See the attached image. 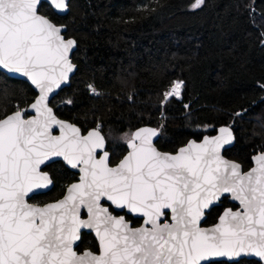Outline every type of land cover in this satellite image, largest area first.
I'll list each match as a JSON object with an SVG mask.
<instances>
[{"label":"snow or ice","instance_id":"snow-or-ice-1","mask_svg":"<svg viewBox=\"0 0 264 264\" xmlns=\"http://www.w3.org/2000/svg\"><path fill=\"white\" fill-rule=\"evenodd\" d=\"M40 4L0 0V69L27 77L40 92L31 105L35 117L24 119L17 110L0 120V264H239L242 256L264 264V154L245 176L219 155L231 137L227 128L175 155L158 152L151 140L156 131L145 128L127 140L131 151L117 166H109L106 151L98 159L97 149L105 147L100 132L81 136L48 107V94L73 70L68 53L75 41L39 14ZM51 4L67 9L66 0ZM180 89L174 82L165 99L179 97ZM54 157L79 168L80 182L58 203L33 206L26 197L52 183L41 166ZM228 192L240 210H226L217 225L201 228L204 209ZM82 208L87 220L80 218ZM125 209L143 217V226L131 228L113 214ZM165 210L170 223L162 220ZM82 228L95 230L99 255L73 250Z\"/></svg>","mask_w":264,"mask_h":264},{"label":"trees","instance_id":"trees-1","mask_svg":"<svg viewBox=\"0 0 264 264\" xmlns=\"http://www.w3.org/2000/svg\"><path fill=\"white\" fill-rule=\"evenodd\" d=\"M194 2L70 0L65 16L45 3L39 6V14L65 25V38L76 42L75 74L50 106L82 133L98 129L110 165L122 158L131 133L142 126L158 131V150L174 153L188 140H199L200 127H209L205 134L211 135L226 125L235 144L223 155L243 170L264 145V0H203L198 8ZM174 80L184 82L182 100L163 104ZM35 96L27 83L0 72V119L17 110L26 113ZM44 170L53 186L30 203L56 201L76 180L61 162ZM227 207L236 208L224 198L204 225L215 223ZM82 249L97 251L91 235H82Z\"/></svg>","mask_w":264,"mask_h":264},{"label":"water","instance_id":"water-1","mask_svg":"<svg viewBox=\"0 0 264 264\" xmlns=\"http://www.w3.org/2000/svg\"><path fill=\"white\" fill-rule=\"evenodd\" d=\"M69 1H70V0H66V4H67V9H66V11H59V10L55 9V8L52 6V4H51V0H41V4H42V3H45L46 5H48V6L51 8V10L53 11V13L56 14L57 16H65V15L68 13V11H69V7H68ZM41 4H40V5H41ZM40 5H39V6H40ZM39 6H38V8H39ZM46 18H47V17H46ZM53 24H54V23H53ZM56 26L61 28V34H62L63 37L65 38V35H64V34L66 33V27H65V25H56ZM65 39L67 40V39H72V38H65ZM72 40L75 41L74 39H72ZM75 50H76V42H75L73 48H72V49L69 51V53H68V59H69L70 63L73 65V70H72L71 72L68 73V79H67L66 81L62 82V83L60 84V87H58V88H55V87H54V88H53V91L50 92V93L48 94V101H47V104H48V107H49V108H51V106H50V102L52 101V99L58 94V92H59L60 90H62V89H64V88H66V87L69 86V84H70V79H71V78L73 77V75L75 74V71H76V65H74V64L72 63V60H71L72 54L75 52ZM0 72H1V73H4L5 75H7V76L10 77V78L17 79V80H21V81L27 83V84L30 86V88L34 91V93H35L36 96H35L34 100H33V101L29 104V106L27 107V109H26V113H24L23 111H21V112L23 113V118H24V119H32L33 117H35L36 113H35V111L31 108V105L36 101V99L39 98V95H40L39 89L36 88V86L33 85V84L31 83V81H30L27 77L22 76V75H20L19 73H9L6 69H0ZM51 110H52V114L56 117L57 120L63 121V122H65V123H67V124L72 125L73 127L77 128V129H79V132H80V135H81V136H87L89 132H91V131H97V130H98V129H90V130H88L87 132L82 133L81 130H80V128H79L78 126H76L75 124H71L70 122H68V121H66V120H62V119L58 118V117L55 115V113H54V111H53L52 108H51ZM14 113H15V112L10 113V114H8V115H12V114H14ZM8 115H7V116H8ZM7 116H5V117L2 118V119H5ZM2 119H0V120H2ZM145 128H147V129H153V130L156 131L157 134H156L155 136L151 137L153 147L156 148V146H155V142L157 141V139H158V137H159V133H158V131H157L155 128H153V127H150V126H142V127H139V128L135 129V130L131 133V136H132V134L135 133L136 131H138V130H140V129H145ZM221 128H227V129L231 132V137H229L227 143H224V144L222 145V147H220V149H219V155H220V157H221L224 161L228 162L229 164H233V163H234V164L239 165V171H240V173H241L242 175H245V176H246L249 172H251L253 169H255V168L258 167L255 158H256L257 156L261 155V154H264V153H260V154H255V155H253V156L250 158V167H249L247 170H243L242 166H241L239 163H237V162H235V161H233V160L227 159V158L223 155V152H224L225 150L230 149L231 147H233V145L235 144V135H234L233 130H232L230 127L226 126V125H222V126L216 128L214 134H211V135L204 134L199 140H195V139H190V140H188L184 145H182L181 147H179L174 153L162 152V151L158 150L157 148H156V150H157L158 152H160V153L175 155V154H177V153L179 152V150H180L181 148H186L190 143L202 144V143L204 142L205 138H208V139H215L216 137H218V136L221 135V132H220V129H221ZM98 131H99V130H98ZM99 132H100V131H99ZM52 134L55 135V136H59V135L61 134L59 126H56V125L53 126V128H52ZM100 134L102 135L101 132H100ZM102 136H103V135H102ZM131 136H130V138H131ZM103 137H104V136H103ZM104 141H105V139H104ZM125 148H126V151H125L124 155H123L122 158H121L116 164H114V165H110V155H109V153H108V151H107V149H106V143H105V147H104L103 150L97 149V158L99 159L100 157H102V156L104 155V152L106 151V152L108 153V163H109V166H110V167H115V166H117V165L119 164V162L124 158V156H126V155L128 154V152L131 151V150L127 147V142H126V144H125ZM54 162H61V163L64 165V167H65L66 169H68L70 172L76 174V176H77L76 180H75L74 182L70 183V184L65 188L63 195H62L59 199H57L56 201H53V202L45 203V204H43V205H36V204L30 203L28 200H29L32 196H34V195L45 194V193L49 192V191L51 190L52 186H53V182H52L47 188H42V189L34 190L32 193H29V196H28V197H26V199H27V201H28L29 204H31V205H33V206L44 207V206H46V205H48V204L58 203L59 201L63 200V199L68 195V188L71 187V185H73V184H77V183L80 182V175H81V173H80V171H79V168H72L70 165H68V164L63 160L62 157H54V158H52L50 161H47L45 165H42V166H41L42 170H43L45 173H47V172L44 170V168H45L46 166H48V165L54 163ZM47 174H48V173H47ZM48 175H49V174H48ZM49 177H50V176H49ZM50 179H51V178H50ZM224 198H227L228 201H229V203H230L231 205L235 206L236 208H235V209H232L231 207H227V208H225V209L220 213L219 217H220L221 215H223V213H224L226 210H229V209H231L232 211H238V210H240V207H241V206H240L239 201H238V200H234V199L232 198V194H231L230 192H228V193H223V194L221 195V197H220L219 200H214L213 203H212L208 208L204 209V215H203V217H202L201 220H200V227H201V228H203V229H210V228L214 227L215 225H217V224L219 223V217H218L215 223H213V224H211V225H207V226L204 225V221H205V219H206V215H207V213H208L213 207L218 206L219 203H220V201H221L222 199H224ZM109 203H110V202H108V201H103V205H104V206H108ZM165 211L168 213V215H167L168 217H167V218L162 217V220L166 219V221L170 223V222H171V212H170V210H165ZM114 212L121 213L120 215H117V216H124V218H125V216H130V217H132V218H134V219H139V220H141V223H140L139 226H135V227H133V226L131 225V222H130V221H127V220L125 219L126 222H127L128 225H129V227H131V228H140V227L143 226V217H140V216H138V215H136V214H133V213H129V212H127L126 209L123 210V211H121V210H114ZM80 218H81L82 220H87V219H88V212H87V209H86V208H82V209H81V216H80ZM82 233L91 234V235L93 236V238H94V240L96 241L97 246H98V251H97V252H92V251H90V250H83L82 252H79V253H78V252L76 251V248H77V246H78V244H79V242H80V238H81V234H82ZM73 250H74L78 255H82V254H83L84 252H86V251H87V252H91V253L94 254V255H99V254H100V241H99V238H98L97 235H96L95 230H94V229H89V228H82V229H80L79 239L76 240V241H74V243H73ZM240 260H254V261H257V262H259V263L261 264V262L259 261V259H258L257 257H253V256H242V257L238 258V261H240Z\"/></svg>","mask_w":264,"mask_h":264},{"label":"built area","instance_id":"built-area-1","mask_svg":"<svg viewBox=\"0 0 264 264\" xmlns=\"http://www.w3.org/2000/svg\"><path fill=\"white\" fill-rule=\"evenodd\" d=\"M174 82H180L181 83V89H180V96L179 97H176L175 95L171 96L170 98H168L167 100L165 99V95H164V99H163V104L171 99H174L176 101H181L182 100V90H183V86H184V82L182 80H174L173 83L167 88L166 92L170 91ZM165 92V93H166ZM260 153H264V145L259 148V149H256V153L255 154H260Z\"/></svg>","mask_w":264,"mask_h":264},{"label":"flooded vegetation","instance_id":"flooded-vegetation-1","mask_svg":"<svg viewBox=\"0 0 264 264\" xmlns=\"http://www.w3.org/2000/svg\"><path fill=\"white\" fill-rule=\"evenodd\" d=\"M109 153V152H108ZM110 155V154H109ZM76 175V174H75ZM76 178H77V176H76ZM37 205V204H36ZM113 214L114 215H120L121 213H117V212H114L113 211ZM128 217H130V216H128ZM132 218V217H131ZM125 219H126V216H125ZM132 219H134V218H132ZM127 220V219H126ZM127 221H129V220H127ZM131 222V225L133 226V222L132 221H130ZM140 223H141V220H140ZM140 225V224H139ZM139 225H137V226H139ZM133 227H135V226H133ZM83 234H85V235H91V234H86V233H82L81 234V237H82V235ZM91 237L93 238V236L91 235ZM94 239V238H93ZM80 241H81V238H80ZM96 242V241H95ZM79 244H80V242H79ZM79 244H78V246H79ZM96 245H97V243H96ZM78 246H77V248H76V251L79 253V252H82L83 250H89V249H82V250H78ZM91 251V250H90ZM97 251H98V246H97ZM96 251V252H97ZM93 252V251H92Z\"/></svg>","mask_w":264,"mask_h":264},{"label":"rangeland","instance_id":"rangeland-1","mask_svg":"<svg viewBox=\"0 0 264 264\" xmlns=\"http://www.w3.org/2000/svg\"><path fill=\"white\" fill-rule=\"evenodd\" d=\"M208 130H209V127H207V126L200 127V128L198 129L199 132L204 133V134H205Z\"/></svg>","mask_w":264,"mask_h":264}]
</instances>
